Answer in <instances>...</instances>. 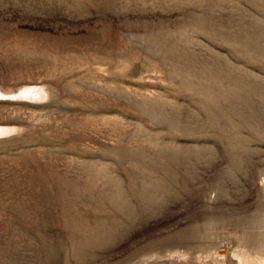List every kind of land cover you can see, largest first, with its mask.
Segmentation results:
<instances>
[{
	"label": "rangeland",
	"instance_id": "1",
	"mask_svg": "<svg viewBox=\"0 0 264 264\" xmlns=\"http://www.w3.org/2000/svg\"><path fill=\"white\" fill-rule=\"evenodd\" d=\"M0 264H264V0H0Z\"/></svg>",
	"mask_w": 264,
	"mask_h": 264
}]
</instances>
